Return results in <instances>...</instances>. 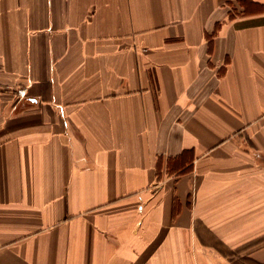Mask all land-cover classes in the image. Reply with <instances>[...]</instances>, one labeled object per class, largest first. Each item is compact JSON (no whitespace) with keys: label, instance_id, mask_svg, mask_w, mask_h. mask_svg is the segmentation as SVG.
Instances as JSON below:
<instances>
[{"label":"crops","instance_id":"crops-1","mask_svg":"<svg viewBox=\"0 0 264 264\" xmlns=\"http://www.w3.org/2000/svg\"><path fill=\"white\" fill-rule=\"evenodd\" d=\"M263 236L264 0H0V264H264Z\"/></svg>","mask_w":264,"mask_h":264},{"label":"trees","instance_id":"trees-1","mask_svg":"<svg viewBox=\"0 0 264 264\" xmlns=\"http://www.w3.org/2000/svg\"><path fill=\"white\" fill-rule=\"evenodd\" d=\"M264 243V236L261 238H258L257 240H255L254 244L255 245H261ZM242 259V258H241Z\"/></svg>","mask_w":264,"mask_h":264}]
</instances>
